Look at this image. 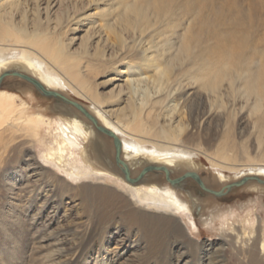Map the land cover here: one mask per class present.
Returning a JSON list of instances; mask_svg holds the SVG:
<instances>
[{"label": "bare ground", "instance_id": "6f19581e", "mask_svg": "<svg viewBox=\"0 0 264 264\" xmlns=\"http://www.w3.org/2000/svg\"><path fill=\"white\" fill-rule=\"evenodd\" d=\"M231 3L0 0L1 150L38 149L42 163L32 160L31 150L24 154L32 158L27 163L49 173L55 188L46 203L60 195L80 198L97 219L124 222L129 234L144 241L147 256L175 253L180 239L197 245L182 219L198 233L196 213L204 217L212 208L200 223L210 227L220 219L222 249L216 257L215 251L206 254L203 264L225 263L226 244L243 263L264 264V222L256 213L264 199V33L255 36L253 19L244 20L236 10L239 2ZM22 76L45 92L87 105L83 110L96 124L65 101L54 118L34 110L32 86L18 90L30 101L3 88L6 78ZM100 128L117 138L118 153L115 139ZM112 148L119 168L111 162ZM204 162L215 183L201 178ZM193 176L212 196L182 183ZM13 182L1 189L7 196L16 189ZM235 182L245 183L257 200L241 205V212L224 211L215 198L221 193L210 184L225 188ZM42 217L30 216L34 228ZM0 223L7 230L13 222L2 211ZM67 233L77 234L78 227ZM65 241L56 239L53 264H70L68 249L75 245L64 248ZM125 242L115 237L113 243L119 248ZM94 255V264L119 260L118 250L108 262Z\"/></svg>", "mask_w": 264, "mask_h": 264}, {"label": "rangeland", "instance_id": "374dc122", "mask_svg": "<svg viewBox=\"0 0 264 264\" xmlns=\"http://www.w3.org/2000/svg\"><path fill=\"white\" fill-rule=\"evenodd\" d=\"M230 1L232 2L231 4L239 2L241 6H236V10L242 12V16L244 15L243 19L247 22H249L250 19H253L252 22L255 23V36L257 33L262 35L264 33V0ZM15 78L16 77L10 79L6 78L2 83L3 88L7 90L12 89L14 92L22 96L25 101H30V96L28 93L22 95L18 90H24L26 87L31 88L32 86L31 89L36 91V103H33L32 105L34 110L45 113L52 118L61 115L62 111H60V108L57 107L58 103H65L64 101L60 100L59 98L46 96L44 93L42 94L41 91L37 89V87L31 85L28 83V81L26 82L25 79L20 77H17L16 79ZM74 99L71 98L70 100L75 101ZM81 107L86 109L88 106L85 105ZM16 144L20 145V140L12 143L11 147L12 145ZM1 146L2 145L0 143V150ZM112 149L115 153L111 154V162H113L116 168H119L120 164L117 161L116 149ZM28 150H31L33 159L30 156H28L29 158L25 157L26 154H24V152ZM1 152L3 158L1 159L0 157V162L2 161L3 164H1L0 169V216L1 212L3 211L5 213V220L7 223H13L7 225L6 227L8 230V235L6 234L7 230H4L3 227L0 228V264H53L52 262L55 260V258H58L57 253L53 257V254H55L57 249L55 242L58 237H60V239H64V241H67H65L66 245H63L64 248L71 247L69 245L71 243L75 245L74 248L68 249L69 253L66 260H69L70 264H94V259H96L94 254L96 253L101 254L99 261L105 259L108 262V258L110 260L115 258L113 255H115L117 250L119 251V255L116 258L119 259L117 264H175L178 262V260L181 261L182 264H203V261L207 259L206 254L212 253L214 251L217 253H215L214 257L220 254L219 251L222 249L223 241L218 232V229L220 228V219H217L215 224L210 227L202 226L200 223L202 222L201 219L207 218L208 214L212 211V208H209V210L207 209L205 212L206 216L204 217L196 213L194 219L200 227V232L198 233H195L193 229L189 227V223L187 220H185V218L182 219L183 223L186 225L189 240L193 242L195 241L197 243L199 242L197 245L191 247L189 242L184 239H180L178 241V248L176 249L175 253H172L170 250H165V252L161 253L158 257L147 256V252L145 250L146 244L144 241L142 242L139 236H132V234H129L124 222H118V220H116L117 222L108 220L101 221L97 219L96 215L94 214V208H90V204L86 205L85 203H82L80 198H69L67 196L61 197L60 195L56 196L54 201L48 200L46 203L44 198L46 199L49 191L55 187L53 188V183L48 178L49 173L40 170V167H36L34 164L36 161L42 163L41 158H39L40 155L38 153V149L30 148L27 145L25 148L22 146L21 150H18V153H14L11 150H7L6 152L3 149L0 151V154ZM29 159L35 160V162L32 161L27 163ZM204 164L205 165L202 167L203 173L201 174V178L203 180L213 181L211 175L209 174L210 172L213 173V171L207 167L205 162ZM47 167L59 174L56 169L51 168L50 166ZM5 169H7L6 172H4ZM59 175L66 178V176L62 173ZM182 177H184V175ZM21 178L22 181H20ZM25 178L28 179L27 181L30 184L26 182ZM186 181H191L193 184L186 183ZM8 182H13L16 189L12 188V191L7 196L3 191H1V189H5L6 187L9 188L12 185ZM17 183L18 185L16 186ZM182 183H185L188 189L197 188L198 191L203 192L205 196H212L210 193H207L195 179L186 178L184 181L182 180ZM244 184L245 183L243 182H235L225 188L220 185L218 186L210 184V188L212 190L221 193L217 197L214 196L218 200L217 206L224 211H228V209L232 207L241 212V205H247L251 203L253 204L254 201L257 200L258 195L246 190ZM23 193L25 194L23 195ZM204 195H200L201 198H204ZM263 200L262 202L256 204V213L262 218L264 222ZM205 204L208 205V207L210 206V203L205 202ZM37 214L43 216L38 224L39 230L38 228H34V226H32L30 223V216ZM2 222L5 225V221L3 220ZM21 225V231L13 227H19ZM73 227H78V233H67V231ZM117 229H122V232H120L118 235ZM108 231L111 233V236L106 234ZM115 237H121L125 239V245L118 248V245L113 243ZM172 240L173 239H170L169 237L167 238L168 243L173 242ZM103 245L104 247H109V251L111 252H109L108 255L101 253V251L103 252V248H101ZM197 247L200 249L196 250ZM122 253L125 254L121 255ZM224 254L225 259L227 260L223 264H245L243 261H241L242 256H236L228 244L225 245ZM62 262L64 263L63 258Z\"/></svg>", "mask_w": 264, "mask_h": 264}, {"label": "water", "instance_id": "95a60500", "mask_svg": "<svg viewBox=\"0 0 264 264\" xmlns=\"http://www.w3.org/2000/svg\"><path fill=\"white\" fill-rule=\"evenodd\" d=\"M22 77H23L25 80H27L28 82L34 84L35 87H37L38 89H40L41 91H43V93H44L46 96H49V97H52V98H59V99L65 101V102H68V103H70V104L76 106L79 110H81L82 112L85 113V111L83 110V108L80 107L79 105H77V104H75V103H72V102L68 101L67 99H65L64 97H61V96H60L59 94H57V93H52V92H47V91L45 92V91L43 90V88H42V87H41L36 81H34V80L30 79V78H27V77H25V76H22ZM1 81H2V79H0V83H1ZM85 114H86V116H87L90 120H92V122H94V123L96 124V122H95V120L93 119V117H91V116L88 115L87 113H85ZM100 129H101V128H100ZM101 131L105 132L107 135L112 136V137L115 139V144H116V147H117V153H118V152H119V151H118V149H119V141L117 140V138L114 137L112 134L108 133L107 131L103 130V129H101ZM118 159H119V158H117V160H118ZM118 162H119V161H118ZM160 171H164V169H161V168H160ZM192 178H194L195 180H197V181L199 182V185L204 189V187L202 186L201 182L199 181V179H198L196 176H193Z\"/></svg>", "mask_w": 264, "mask_h": 264}]
</instances>
